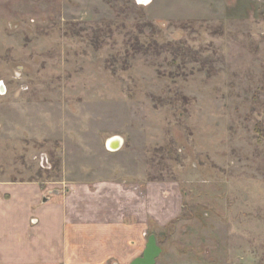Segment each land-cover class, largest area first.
Here are the masks:
<instances>
[{"label":"rangeland","instance_id":"rangeland-1","mask_svg":"<svg viewBox=\"0 0 264 264\" xmlns=\"http://www.w3.org/2000/svg\"><path fill=\"white\" fill-rule=\"evenodd\" d=\"M0 83V181L104 193L125 264H264V0H0Z\"/></svg>","mask_w":264,"mask_h":264},{"label":"crops","instance_id":"crops-1","mask_svg":"<svg viewBox=\"0 0 264 264\" xmlns=\"http://www.w3.org/2000/svg\"><path fill=\"white\" fill-rule=\"evenodd\" d=\"M77 188L61 196L36 182L0 181V264H125V239L113 241L124 226L113 213L107 220V197Z\"/></svg>","mask_w":264,"mask_h":264},{"label":"water","instance_id":"water-1","mask_svg":"<svg viewBox=\"0 0 264 264\" xmlns=\"http://www.w3.org/2000/svg\"><path fill=\"white\" fill-rule=\"evenodd\" d=\"M139 3H147L149 0H137ZM121 139L112 137L107 141L109 150H117L120 147ZM161 253V248L157 245L154 235H149L141 256L134 258L129 264H155Z\"/></svg>","mask_w":264,"mask_h":264},{"label":"flooded vegetation","instance_id":"flooded-vegetation-1","mask_svg":"<svg viewBox=\"0 0 264 264\" xmlns=\"http://www.w3.org/2000/svg\"><path fill=\"white\" fill-rule=\"evenodd\" d=\"M1 90H2V91H3V90L6 91L5 87H3V85L0 83V91H1Z\"/></svg>","mask_w":264,"mask_h":264}]
</instances>
